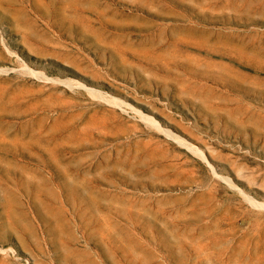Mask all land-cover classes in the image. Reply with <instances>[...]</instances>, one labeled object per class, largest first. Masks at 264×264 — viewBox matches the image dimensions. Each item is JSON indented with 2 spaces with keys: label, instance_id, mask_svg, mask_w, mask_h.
<instances>
[{
  "label": "rangeland",
  "instance_id": "374dc122",
  "mask_svg": "<svg viewBox=\"0 0 264 264\" xmlns=\"http://www.w3.org/2000/svg\"><path fill=\"white\" fill-rule=\"evenodd\" d=\"M0 264H264V0H0Z\"/></svg>",
  "mask_w": 264,
  "mask_h": 264
}]
</instances>
